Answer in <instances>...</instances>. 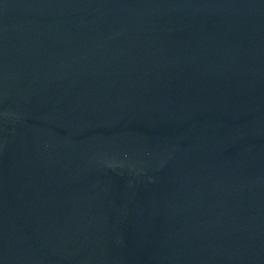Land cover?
<instances>
[{"label":"water","instance_id":"95a60500","mask_svg":"<svg viewBox=\"0 0 264 264\" xmlns=\"http://www.w3.org/2000/svg\"><path fill=\"white\" fill-rule=\"evenodd\" d=\"M0 264H264V0H0Z\"/></svg>","mask_w":264,"mask_h":264}]
</instances>
